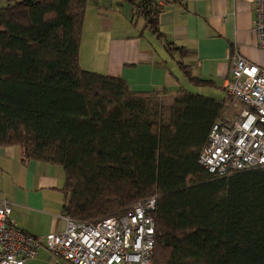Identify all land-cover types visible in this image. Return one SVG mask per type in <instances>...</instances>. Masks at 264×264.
<instances>
[{"label": "trees", "instance_id": "trees-1", "mask_svg": "<svg viewBox=\"0 0 264 264\" xmlns=\"http://www.w3.org/2000/svg\"><path fill=\"white\" fill-rule=\"evenodd\" d=\"M151 2L144 28L160 37L162 9ZM86 5L0 6V147L16 146L22 163L59 165L62 210L73 219L120 214L153 195L152 264H264V166L218 177L198 163L223 98L183 89L162 104L164 91L82 68Z\"/></svg>", "mask_w": 264, "mask_h": 264}, {"label": "crops", "instance_id": "crops-1", "mask_svg": "<svg viewBox=\"0 0 264 264\" xmlns=\"http://www.w3.org/2000/svg\"><path fill=\"white\" fill-rule=\"evenodd\" d=\"M253 1L168 0L157 16L156 27L161 35L157 37L144 28L142 15L132 14L130 3L87 0L80 65L89 71L121 77L135 91L160 90L164 91L161 95L172 96L183 89L189 92L179 84L181 72L188 85L221 89L225 95L212 98H223L226 104L222 119L236 117L242 104L228 96L223 87L233 59L239 55L264 67V47L252 29ZM165 43H171L169 50ZM186 71L208 83L189 81ZM19 153L16 146L0 147V200L9 202L11 215L23 231L34 236L62 231L65 214L61 167L36 160L22 163ZM28 261L71 264L51 256L45 248Z\"/></svg>", "mask_w": 264, "mask_h": 264}, {"label": "built area", "instance_id": "built-area-1", "mask_svg": "<svg viewBox=\"0 0 264 264\" xmlns=\"http://www.w3.org/2000/svg\"><path fill=\"white\" fill-rule=\"evenodd\" d=\"M133 15L150 10L139 0L131 3ZM152 8L163 9L168 0H151ZM252 29L264 47V0L252 4ZM154 10V9H152ZM224 91L242 104L239 115L213 122L198 163L208 172L224 177L264 166V67L236 55ZM155 197L133 203L120 214L97 220L64 216L60 232L34 236L20 229L11 215V205L0 200V264H24L40 248L71 264H152Z\"/></svg>", "mask_w": 264, "mask_h": 264}, {"label": "rangeland", "instance_id": "rangeland-1", "mask_svg": "<svg viewBox=\"0 0 264 264\" xmlns=\"http://www.w3.org/2000/svg\"><path fill=\"white\" fill-rule=\"evenodd\" d=\"M90 1H94V0H90ZM98 1L101 3V0H98ZM121 1H123V2H125V4H128L129 5V1L128 0H121ZM6 2H7V0H0V6L5 5ZM139 19H142V18H139ZM179 84L182 85V86H185V88H188L189 92L195 93V94H200V95H204V96H208V97H221V96L225 95V93H223V91L221 89H212V87H203V86H196V85H188L187 82H186V80L182 77L181 72H180ZM172 98H173L172 95H160V97L158 99H159V102L160 103L165 104V103H170L171 100H172ZM152 196L153 195L148 196V197H152ZM148 197H145V198H148ZM66 216H68V215H66Z\"/></svg>", "mask_w": 264, "mask_h": 264}]
</instances>
